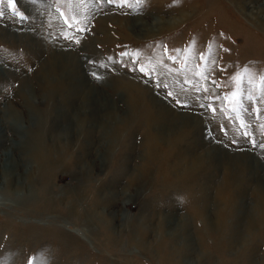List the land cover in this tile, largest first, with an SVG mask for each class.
Listing matches in <instances>:
<instances>
[{"label":"rangeland","instance_id":"obj_1","mask_svg":"<svg viewBox=\"0 0 264 264\" xmlns=\"http://www.w3.org/2000/svg\"><path fill=\"white\" fill-rule=\"evenodd\" d=\"M14 2L19 16L0 0V264H165L151 253L161 243L175 249L171 234L181 219L192 227V255L174 253L175 264L230 261L240 248L228 250L225 242L222 260L207 224L233 211L260 213L264 0ZM61 54L73 55L79 67L74 79H64L70 96L66 89L52 94ZM129 80L176 114L197 115L196 131L170 147L148 124L158 115L151 100L139 99L131 112ZM41 122L42 144L57 167L50 204L40 208L31 207L36 165L25 152ZM241 153L259 169L233 166L232 155ZM198 157L203 168L179 177ZM138 227L150 231L146 245L154 241L146 251L132 243ZM257 227L252 242L260 263L264 223Z\"/></svg>","mask_w":264,"mask_h":264},{"label":"bare ground","instance_id":"obj_2","mask_svg":"<svg viewBox=\"0 0 264 264\" xmlns=\"http://www.w3.org/2000/svg\"><path fill=\"white\" fill-rule=\"evenodd\" d=\"M129 23H130V25L134 24L130 21H129ZM57 60L59 62L58 63L59 66H60L59 70L61 73H59V74H60L61 79H59V81H58L59 83L58 82L56 84L53 83L55 85L52 87L53 88L52 94L58 95L61 92L63 93V91L66 89V90H69L68 94L70 96V94H72V92H73V86L71 85V88L70 87L68 88L67 87L68 83L65 84L66 83L65 80L66 79L72 80L78 75V73H79L78 64L75 61V58L73 57V55H71V54L70 55L69 54L58 55ZM126 85L128 87L127 89H129L130 94L134 96L133 99L130 98V100H131V107H130L131 112L132 111L136 112L137 103H138L139 99L141 101L145 100L147 104L149 103V102H147V100H151L150 104H152L153 107L155 106L158 109L157 120H152L151 118H149L148 124H150V126H155V128L157 129V132L166 141V143H169L170 147L175 148L181 142L186 141L187 138H189L190 135L194 131H196V129L198 127V126H196L197 125L196 123L199 121V118L197 115L188 114V113L176 114L175 113L176 111L174 112V110L169 108L165 102L156 98L155 95L153 93H151V91L149 89L142 86V84H140V82H138V81H135V80L130 81L129 80L128 82H126ZM135 96H140V98H137L135 100L134 99ZM106 111H108V109ZM112 113L113 112L108 111L109 115H112ZM94 115H96V114H94ZM80 122H82V120ZM42 128H43V125L41 122L39 129L37 130V133L34 134L31 137V139L29 140V142H28L29 144L27 145V150L25 152V156L27 158H30L36 165V168L32 170V175H30L32 178L31 179V186H30L31 187L30 188L31 189L30 190V197H31L32 202H33V205L31 204V207L32 206L36 207V205H38V207H40V208L43 205H46L47 203L48 204L46 206H48L50 204L49 198H51V196H50V192L48 190V186H51V184L54 181L53 178L55 177V175L53 173L57 167L55 165H52V163H51V160H52L51 158H52L53 153L50 150L46 149L45 146L42 144L43 143ZM117 135H118V133L113 134L114 137H116ZM65 150H67V149H65ZM64 152H67V151H64ZM217 153H219V152H217ZM58 157H57L58 158L57 160H59L58 164H60V165L66 164V166H67L68 161L65 162V160H64V159H66V157L65 158L63 157L64 159L61 158L60 156H58ZM253 158L254 157H251V155L249 153H241V154H237V155H232V158L230 160L232 161L231 163L233 164V166H235L237 168L244 169V167H249V169L252 171H253V169L258 170L260 167L259 163L257 161L255 162ZM57 160H55V161H57ZM201 161H202V157H198V160L194 165L188 164L187 165L188 167H186L185 170L182 172V173H186V174L183 176L179 175V177L188 178V177L196 174L195 172H197L201 168H203V167H201L202 165H200ZM58 167H59V165H58ZM18 172L20 173V171H18ZM86 176L90 177L89 175H85V177ZM257 177H258L257 182L259 183L258 187H260L259 188L260 190L259 189H258L259 191L257 190V193L259 196L258 207L260 209V211H259L260 213L258 215H255V213H254L249 217H244L242 213L236 214L233 211V214L228 215L230 221H229L228 217H226V220L224 221L223 216H220L219 218H216V219L214 218V221L212 220L210 224H207V227L212 232H214L216 234V239H217V243L215 245L216 253H218L217 256H219L222 260L224 257L227 256L226 251L223 248V245L225 242L228 243V245L226 244V247L228 248V250L229 249L231 250L233 247L240 248L237 252L233 253L230 261H228L226 264H244V260L248 261L247 264H264V258H262L260 263H257V261H256L257 246L253 245V242H252V240H253L252 235L254 233L258 234L259 230H261L257 226L264 223V176L263 177L257 176ZM9 180L13 181L12 178H9ZM90 182L91 181L88 182L89 184L87 186L89 191L92 190V188H91L92 186H89ZM22 187H24L23 184H22V186L18 187L19 190L24 189ZM102 200L104 201L105 198ZM96 204H97V202L93 201L92 204H90V205L93 206ZM253 206H255V205H253ZM256 214H257V212H256ZM89 216H90V214H89ZM201 216L203 217L204 215L201 214ZM177 224H178L177 228L174 230V233L171 234V236H173L174 239H172L170 241L171 242L170 246L175 247V249H173V248L170 249L168 247L167 250H165V245L163 243H161L156 248V251H155V252H157L156 254L150 252L152 255H155V256L157 255V257H159V259L162 260L165 264H173V262L175 264V261L173 260L174 253L176 254V256L181 254V253H185V256H186L187 255V249L191 245L190 240L188 239V235H189L188 233L190 232L192 227L190 226V224L187 221L185 222V220H183V219H181V222H179ZM148 232H150L148 229L139 228V227L137 228V230L134 229V232H133L132 243L137 244L139 246V248L142 249L143 251L148 250V248H150L154 242V241L151 242L149 245H146L144 243V240L147 237ZM222 238H225L223 240V242L221 241ZM181 240H183V244L179 243V241H181ZM165 242H167V241H165ZM251 242H252V244H251ZM227 248H225V249H227ZM228 250H227V252H228ZM191 255L192 254L189 255V253H188L187 256H191ZM160 256H162V258ZM246 256H247V259H244V257H246ZM182 264H183V262H182Z\"/></svg>","mask_w":264,"mask_h":264},{"label":"snow or ice","instance_id":"obj_3","mask_svg":"<svg viewBox=\"0 0 264 264\" xmlns=\"http://www.w3.org/2000/svg\"><path fill=\"white\" fill-rule=\"evenodd\" d=\"M33 2L35 3V0H33ZM116 2V0H108V3H115ZM127 2V0H124V3H126ZM137 2L139 3V2H141V0H137ZM8 3H9V6L13 9V13L15 14V15H21V13H19L18 11H17V9H16V4H15V2H14V0H8ZM121 6H123V3L121 4ZM61 15L63 16L64 14L63 13H61ZM65 24L66 25H68L69 27H72V24L71 23H69V21L67 20V19H65ZM77 31H87V29H84V28H77ZM67 38V37H66ZM75 43H77V44H79L80 43V40L79 39H75ZM209 47V52L211 51V45H209L208 46ZM205 57L202 55L201 56V59H204ZM140 71L141 72H144L145 71V69L143 68V67H141L140 68ZM200 75H201V77L202 78H204L203 77V73H199ZM240 77H236V80L239 82L240 81ZM260 83H261V85L262 86H264V75H262L261 77H260ZM168 95L169 96H171L172 94L171 93H168ZM238 96V92H233V94H232V99H236V97ZM177 103H179V101H177ZM214 111V110H213Z\"/></svg>","mask_w":264,"mask_h":264}]
</instances>
